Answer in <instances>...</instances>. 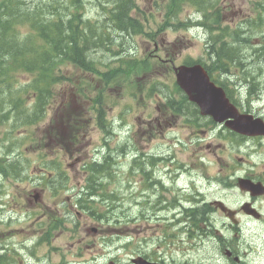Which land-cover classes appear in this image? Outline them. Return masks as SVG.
Segmentation results:
<instances>
[{
    "label": "rangeland",
    "instance_id": "obj_1",
    "mask_svg": "<svg viewBox=\"0 0 264 264\" xmlns=\"http://www.w3.org/2000/svg\"><path fill=\"white\" fill-rule=\"evenodd\" d=\"M29 3V6H32V4H38L41 1H49V0H25ZM137 5L140 7L142 12H139V15L141 17V21L148 20L147 23H144V31L149 33L150 35L155 33V35L151 38L147 37L145 34L142 36H126L122 35L118 31H114L113 29L110 30L111 35V42L112 45L110 46V49L112 51H126V54L129 55L132 58L138 59V60H145L152 58L151 55L155 51L156 45L160 48V55L161 57L166 60L170 59L172 57L175 58V64H180L184 62V60L188 57H191L193 59H200L204 56L205 52V31L199 30V29H190V30H183L177 29L173 26L165 27L161 30L162 25L165 23L166 19V12H167V6L169 3V0H135ZM218 1V0H213ZM222 15L224 20L227 22L233 23L234 26H237L241 24L240 22L245 19L246 17H255V13L253 12V4L260 1V0H222ZM263 1V0H261ZM66 2V1H65ZM86 4V16L90 18L92 21H95L97 23H104V26L107 28L109 25H111V21L109 20V8L112 6L113 0H84ZM67 5H69V1L66 2ZM189 19H192L193 21H197L200 19L197 10L189 5L184 4L183 11L179 14L178 18L175 20L178 21H188ZM177 24V23H176ZM230 24V23H228ZM243 24V23H242ZM245 29V27L243 28ZM255 35L259 36L260 38L264 35V29H252ZM21 31L23 33H27L29 31L28 25H23L21 27ZM244 50H242L243 53ZM103 62L105 66H117L118 59H114L112 54L108 51L103 52ZM96 59V58H95ZM99 61L98 59H96ZM151 61V60H150ZM149 61V62H150ZM154 65L155 72L152 74H131L130 77H126V80L123 81L122 87L115 86L113 88L116 89L115 92L111 91L109 94L110 96L107 98L108 106L113 110V113H108V117L112 121H116L115 125H118L119 120L115 118V116L119 115V117L123 120H125V123L128 124L129 127H132V129H135L137 132H142V134L136 136L137 140V146L138 150H141L143 153H146L152 149L153 152H159L162 151L163 153H170L171 157L175 155V159H172L171 165L173 166V170H176L180 164L186 165H194V167L190 168V170L194 171V175L196 177H200L203 174L206 173L205 170H199L198 165V159L199 155H204L205 153L203 151H199L197 148L200 144L203 142L199 141L196 135L192 134V129H182V122L178 121L176 122L177 129H167L165 133V138L163 142L160 144H156L155 146H151V144L146 139V135L149 132V125L147 124V120L150 119L151 115H155L157 113L156 111V104L160 105L162 101H165L166 96L172 93V78L168 72V68L171 66V64H167L166 62L159 63L157 60L151 61ZM126 66V64H124ZM251 70L255 71L256 78L259 82V91L263 92L264 97V73L262 74V71L264 72V60L262 63L259 64H252ZM262 69V70H261ZM74 70V68H72ZM261 73V74H257ZM80 75V74H78ZM75 78H77L75 76ZM78 79V78H77ZM140 84L139 88L142 90V95L139 91H136V85L134 84V81H137ZM155 87L154 92L151 94L152 87ZM58 89V88H57ZM60 91L62 93H65L64 98L66 100H77L79 99L77 94H73V89L71 86H62ZM109 93V92H108ZM134 93H136V97H134ZM95 94L93 93L91 96L93 97ZM178 98V95H176ZM62 98L61 100H63ZM29 106H32L33 102L29 101ZM84 105L78 112L79 113H85L87 111V108L91 106V104L88 101H85L82 103ZM50 117V116H49ZM49 119V118H48ZM46 120V122L48 121ZM85 119H88L87 117ZM45 123L41 125V127L44 126ZM89 126V125H88ZM87 126V127H88ZM86 127V128H87ZM13 129L12 123H7L5 125L0 124V158L6 157L10 150H6L5 146H9V143L5 141V138L7 137L8 133L11 132ZM27 129V130H25ZM27 131L30 133L36 131V128L29 129L28 127L20 128L18 131H15L11 137L10 140L14 144H20L24 142L26 145L24 147H27L25 150H23L26 158H23V163L27 165L28 171L25 172V175L29 177H25L23 180H20L18 183H9L8 181L5 184L6 191L7 192H13L15 194V197L18 200H22V198L25 197L26 192L29 190L28 187L32 186L34 184H37L38 182V176L39 171L38 167V158L36 155V149L34 148L35 145L28 146V135ZM131 131V130H128ZM68 131V135H69ZM87 139L90 140H96V134H88L86 136ZM167 138V142L171 141H177L178 145H173L172 143H169L168 145H164L165 139ZM115 138V141L116 142ZM49 142V141H47ZM4 144V146H3ZM18 146L14 145L13 148H16ZM12 148V149H13ZM18 149V148H17ZM15 149V153L13 156H10V159L16 158L17 155ZM85 146H81V151L84 152ZM167 157V156H166ZM71 163H74V158H70ZM125 167H128V164H123L121 166L122 168V175H125ZM189 169V168H187ZM177 171V170H176ZM179 172V171H177ZM180 174V173H178ZM72 180L69 178L70 184H78L82 183V180H80L79 175L76 176V171L72 174ZM136 179L140 182H145L144 177L141 174L136 175ZM164 180H168V176L164 177ZM179 183V191H183L185 195H190L193 193V190L191 188L189 179L185 177H181ZM3 182L0 180V183ZM127 185V181L124 180V177L119 179L115 184L112 183L108 187V192H116L119 197H121L120 201L117 203V209L115 210L117 215H120L122 218L125 216H128L130 212L137 211L136 208L131 207L130 201L127 197H125V186ZM3 188V186H2ZM1 188V189H2ZM206 197L210 198L213 193L211 191H207L205 188L202 189ZM175 191H178L177 189ZM70 195V193L66 190L62 191V200H65V198ZM168 198L173 200L174 196L172 194L168 195ZM20 202H17L15 200H11L9 196L1 197L0 195V249L4 247L12 248L18 250V254L16 255L17 258L20 257L22 264H32L33 262H36L38 264L45 262L43 259H38L35 257H32L30 255V251L23 250V244L20 241L19 238L14 236V233L9 231L8 226L3 225V221H6V216L4 217V214L6 211H21L23 210V207L20 206ZM151 203V200L148 199V204ZM48 204L51 203L48 201ZM6 206V207H5ZM154 211L151 209V205L144 206V210H142L139 213V216L137 218H140L137 220L136 215L134 218L136 221L134 224L124 225V226H117L114 225L112 229H109V234H102L98 237H94L92 235H88L86 232V228L90 227V222L86 221L85 219L80 220H73L77 226H76V233L71 231V224H68V230H65L61 232L57 241V251L52 253L51 260L54 262H58L60 260H67L72 263L74 262H85L89 263L92 261H95L96 264H105V261H107L108 252L104 255H101L102 249L100 248L99 243L101 242H108L110 252L111 254L116 252L115 243L112 239L113 236H115L118 233H122L124 236L132 235L135 241L133 242L134 245L126 248L122 253L119 254L117 259L122 264H129L131 257L140 254L145 255L150 254L151 243L155 240L152 238V240L148 239L151 237V234L154 236L159 235L156 230H159L161 232L162 226V220L158 219V217H163L165 214L163 213L162 216H159L158 214L152 215L151 212ZM126 218L123 219L122 223H128L125 222ZM104 226L108 225V222H104ZM12 227V225H11ZM109 226H107L108 228ZM106 228V227H104ZM106 228V229H107ZM107 238V239H106ZM82 239L84 251L82 252H76L72 249V244L76 243L77 240ZM101 239V240H100ZM129 238H127L128 240ZM100 240V241H99ZM126 239H123L122 242H126ZM146 240V241H145ZM99 241V243H98ZM110 241V242H109ZM138 241V242H137ZM177 242V240H176ZM98 243V244H97ZM113 243V244H112ZM86 244H88V247L91 248L92 246H95V249H88L86 250ZM118 245H122L119 244ZM174 247V246H173ZM186 247V246H185ZM103 248V252H104ZM188 247L184 248L181 247L178 249V251L170 250V254H164V257L166 259H174L181 263L189 262L190 264H195L200 261V259L206 258L208 255L204 251L196 253V252H187ZM185 252H187L185 254ZM205 253V254H204ZM103 254V253H102ZM37 255L39 258L43 255V249L37 250ZM213 256V259H217L218 253L211 252L210 254ZM207 260V259H204ZM203 260V261H204ZM205 262V261H204Z\"/></svg>",
    "mask_w": 264,
    "mask_h": 264
},
{
    "label": "flooded vegetation",
    "instance_id": "obj_2",
    "mask_svg": "<svg viewBox=\"0 0 264 264\" xmlns=\"http://www.w3.org/2000/svg\"><path fill=\"white\" fill-rule=\"evenodd\" d=\"M246 141H253L256 142L257 140H264L262 138H256V139H248L247 137H242ZM256 148L260 149L258 151H264V142H256L255 143ZM247 178L252 179L256 181L255 183H258L262 186L263 189L260 191L263 192L262 196H255V195H249L247 194L252 208L255 210V213L257 216H246L243 214L240 209L237 210L236 218L239 220H236V223L232 222L230 219H228L224 214L220 213L221 221H218L221 225V229H216L215 227H212L213 225H217V222L213 221H204L199 222V220L195 221L193 224L194 233L197 234L199 230H201V235L204 237L210 238L211 235L216 236L217 244L219 247V252L223 257L225 254V251L227 249H230L234 254H239V241L238 236L240 232H242L243 228L252 227V233L247 238V243L249 245V249L252 248V246L255 244L257 247L256 253L259 254L261 257L264 258V166H262L259 170L256 172H251L247 175ZM259 239V243L256 244L257 240ZM248 249V250H249ZM229 258L226 259L229 261ZM235 261V259H233ZM163 264H167L165 262H162Z\"/></svg>",
    "mask_w": 264,
    "mask_h": 264
},
{
    "label": "trees",
    "instance_id": "obj_3",
    "mask_svg": "<svg viewBox=\"0 0 264 264\" xmlns=\"http://www.w3.org/2000/svg\"><path fill=\"white\" fill-rule=\"evenodd\" d=\"M126 9L125 5L122 4L120 7H118V10H119V13H120V16L122 18L121 22H128V18L126 17V14L123 12L124 10ZM250 28L253 27L252 24H249ZM54 28H53V25L52 26H46L45 27V36L48 40V45H49V48L52 49L55 46L57 47H60V46H64L63 48L64 49H74L75 53L78 54V57L80 59V62L81 64H85V59H83V55L82 54V51L83 49L81 48L82 46L79 45V42H80V37H78L76 40H73V42L71 43V45H65L64 43V39L63 38H58V39H54ZM246 42H249L250 41V38L248 37L247 39H245ZM3 45V46H1ZM0 52H6V53H9V54H12V55H16L18 53V51H14L12 48L14 49H19V46H17L16 44H8V43H0ZM72 47V48H70ZM234 52L236 53H240L238 52L237 50H235ZM77 56V55H75ZM71 60V58H69ZM17 62L19 63H22L20 62L19 60L15 59ZM36 62H33V61H30L28 63H22L28 67H31L32 65H34ZM46 69L47 71H50L52 72V67L50 65H47L46 66ZM50 78V75L48 74V76L46 78H44V82L49 80ZM44 87H38L36 90L38 91V93L41 95L44 91Z\"/></svg>",
    "mask_w": 264,
    "mask_h": 264
},
{
    "label": "water",
    "instance_id": "obj_4",
    "mask_svg": "<svg viewBox=\"0 0 264 264\" xmlns=\"http://www.w3.org/2000/svg\"><path fill=\"white\" fill-rule=\"evenodd\" d=\"M178 78L180 85L184 87L188 92H191V90H195L196 87L198 88L201 85V79L199 78L198 72H196L195 70H183L182 72H180Z\"/></svg>",
    "mask_w": 264,
    "mask_h": 264
},
{
    "label": "bare ground",
    "instance_id": "obj_5",
    "mask_svg": "<svg viewBox=\"0 0 264 264\" xmlns=\"http://www.w3.org/2000/svg\"><path fill=\"white\" fill-rule=\"evenodd\" d=\"M259 102H260L259 100H255L253 103H257L258 104Z\"/></svg>",
    "mask_w": 264,
    "mask_h": 264
}]
</instances>
